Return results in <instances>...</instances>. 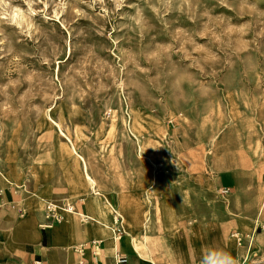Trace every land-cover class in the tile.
<instances>
[{"label":"rangeland","instance_id":"374dc122","mask_svg":"<svg viewBox=\"0 0 264 264\" xmlns=\"http://www.w3.org/2000/svg\"><path fill=\"white\" fill-rule=\"evenodd\" d=\"M262 119L264 0H0L1 193L12 185L10 175L35 197L50 198L55 175L64 182L75 179L73 155L90 197L102 198L113 227L118 221L123 228L135 226L122 209L132 191L130 177L142 166L154 185L159 168L182 239L201 223L218 235L215 248L235 254L241 264L231 238L239 231L233 189L223 193L217 175L239 169L252 177L261 170L264 139L257 150L250 133L252 121ZM90 158L95 172L108 180L113 204L90 174ZM196 158L213 181L204 190L186 191L181 177ZM3 176L11 182L6 187ZM68 190L66 185L54 190V199H64ZM154 194L148 190V203ZM78 196L66 200L82 204ZM8 198L21 195L10 191ZM0 199L5 218H29L30 211L20 218L14 213L20 206L4 194ZM224 204L225 212L219 208ZM53 206L62 216L59 224L65 213L75 215ZM46 214L44 205L43 218ZM257 233H264V215ZM136 234L141 243L140 228ZM258 234L252 263L264 261ZM153 249L157 264L198 263L191 248L182 258L168 244L153 240Z\"/></svg>","mask_w":264,"mask_h":264},{"label":"crops","instance_id":"0c3cea01","mask_svg":"<svg viewBox=\"0 0 264 264\" xmlns=\"http://www.w3.org/2000/svg\"><path fill=\"white\" fill-rule=\"evenodd\" d=\"M255 122L253 120L251 123L253 130L250 133V138L254 139L258 150L262 148V140L264 139V119ZM215 147L218 149V144ZM71 156L75 162V179L67 178L64 182L61 174L55 175L51 180L52 196L48 199L35 197L34 191H29L25 182H18L16 178L8 175L12 185L6 188L5 196L9 202L20 206L15 208L14 213L16 212L20 218L27 214V210L30 211V214L28 219L18 221L16 217L5 218L6 216L0 213V264H34L36 261H41L43 264H115V251L125 255L128 258V264H157L158 256L153 249V240L160 242L161 245L166 246L168 244L169 249L178 258H182L191 248L199 255L198 263L194 262L200 264V256L203 252L210 247L215 248L217 246L218 235L208 232L201 223L193 225L191 229L194 234L188 240H186L187 238L182 239L183 237L177 233L178 217L172 206L170 190L161 188L162 181H160L161 171L159 168L156 170L157 180L154 185L149 182L142 166L134 178L130 177L129 186L132 191L128 195L124 194L129 200L122 209L126 219L135 222V226H130L128 223L126 227L122 228L117 225L114 228V216L108 212L106 203L102 198L93 199L90 197V189L84 179L81 163L73 155ZM87 161L89 172L98 182L102 194H105L113 204V195L112 191H109L108 180L104 178L102 173L95 172L91 158ZM205 164H208V159L205 160ZM260 171L253 172V180H251V176L245 175L239 169L219 171L217 175L221 191L229 193L228 189H233L231 201L234 214L238 218L235 219V227L239 230L237 233L248 234V230L251 229L249 233L255 236L254 242L247 250L236 245L241 251L240 260L248 259L249 264L264 262H251V254H254L257 248L255 247L258 234L257 227L260 218L264 215V164ZM212 181L213 176L206 174L203 161L196 158V163L189 165L187 173L182 175L180 185L186 191L193 188L204 190L210 186ZM64 185L69 186L67 196L69 199L79 195L76 200L83 203L75 204L76 210L73 211L75 215L65 213L64 224L50 225L51 229L43 227L47 224L46 221L41 222L42 219L46 218V216L43 218L44 205L45 207L55 205L62 211L68 210L67 205L74 206L75 201L69 203L66 200L67 197L62 200H56L53 197V191L62 188ZM151 188L155 192L154 200L152 203H148V190ZM10 191L13 194H20L21 199H9ZM0 194L3 193L0 192ZM2 208L4 205L0 199V209ZM219 208L225 212L227 206L224 204ZM20 209L23 213L19 212ZM148 212L152 215L150 224L146 225L145 219ZM78 220L81 224L78 223ZM157 226H160L162 238L157 236ZM40 227L44 228V233ZM145 227H148V231ZM139 228L142 231L141 243L138 234H136V230ZM125 230L134 235V244L131 242L130 234H126ZM118 233L125 234L122 240H118L116 247L113 240L118 236ZM213 239H217V241H213ZM93 241L100 242L97 255L92 253L93 248L89 246L81 255L76 254L73 250L70 251V248L77 246L76 244L89 245ZM258 241H264V233L258 234ZM148 252L150 258L145 257ZM232 257H235V254Z\"/></svg>","mask_w":264,"mask_h":264},{"label":"built area","instance_id":"2783aa9c","mask_svg":"<svg viewBox=\"0 0 264 264\" xmlns=\"http://www.w3.org/2000/svg\"><path fill=\"white\" fill-rule=\"evenodd\" d=\"M67 209H68V211L76 210L75 205L73 207H71L70 205H67ZM61 218H62V216H59L57 214V210L55 209V207L53 205H48L45 220L58 222L59 219H61ZM116 225H118V221H116ZM231 238L234 240V242L236 243V245L239 248H244L246 250L249 249L250 246L252 245V243L254 242V236L251 235L250 233L249 234H241V233L233 232L231 234ZM99 245H100V242L93 241L89 245L83 244V245H80L78 247H74L73 251L76 254L81 255L84 253L85 249L88 248V246H89V247L93 248L92 253L94 255H97V253L99 252V248H98ZM114 260H115V264H128V258L125 255L121 254L119 251H115ZM34 264H43V263L41 261H36V262H34ZM241 264H249V262L246 259H243Z\"/></svg>","mask_w":264,"mask_h":264},{"label":"clouds","instance_id":"9594fccd","mask_svg":"<svg viewBox=\"0 0 264 264\" xmlns=\"http://www.w3.org/2000/svg\"><path fill=\"white\" fill-rule=\"evenodd\" d=\"M200 264H239V261L222 249L210 247L200 256Z\"/></svg>","mask_w":264,"mask_h":264},{"label":"bare ground","instance_id":"6f19581e","mask_svg":"<svg viewBox=\"0 0 264 264\" xmlns=\"http://www.w3.org/2000/svg\"><path fill=\"white\" fill-rule=\"evenodd\" d=\"M75 153V152H74ZM76 154V153H75ZM77 156H78V154H76ZM1 176H2V174H1ZM4 177V176H3ZM3 180L4 181H1V185H4V187H6V185H8V184H11V182L8 180V179H6V177H4L3 178ZM5 190H2V193L5 195V192H4ZM223 193H226V191H222ZM54 223L55 224H59L60 223V221H58V222H47V224L46 225H48V226H44V227H50V225H54ZM49 229H51V228H49ZM118 235V240L120 241V240H122V238H123V236H124V234L123 233H118L117 234ZM254 236V235H253ZM255 237V236H254ZM132 239V238H131ZM131 242L134 244V240L132 239L131 240ZM117 246H118V243L116 244ZM247 261H248V259H246ZM249 262V261H248Z\"/></svg>","mask_w":264,"mask_h":264}]
</instances>
